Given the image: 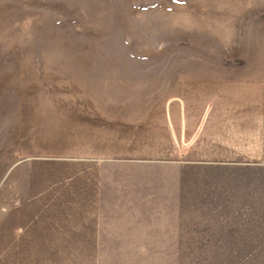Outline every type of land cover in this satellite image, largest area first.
<instances>
[{"label": "rangeland", "instance_id": "obj_1", "mask_svg": "<svg viewBox=\"0 0 264 264\" xmlns=\"http://www.w3.org/2000/svg\"><path fill=\"white\" fill-rule=\"evenodd\" d=\"M0 264H264V0H0Z\"/></svg>", "mask_w": 264, "mask_h": 264}]
</instances>
